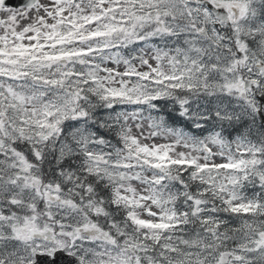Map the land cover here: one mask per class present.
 <instances>
[{
	"label": "snow or ice",
	"instance_id": "1",
	"mask_svg": "<svg viewBox=\"0 0 264 264\" xmlns=\"http://www.w3.org/2000/svg\"><path fill=\"white\" fill-rule=\"evenodd\" d=\"M0 264H264V0H0Z\"/></svg>",
	"mask_w": 264,
	"mask_h": 264
}]
</instances>
